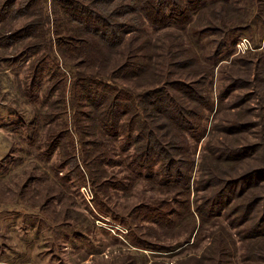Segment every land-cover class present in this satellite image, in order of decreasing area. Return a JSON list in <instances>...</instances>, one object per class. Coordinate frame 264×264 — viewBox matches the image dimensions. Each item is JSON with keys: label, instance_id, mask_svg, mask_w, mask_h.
<instances>
[{"label": "rangeland", "instance_id": "374dc122", "mask_svg": "<svg viewBox=\"0 0 264 264\" xmlns=\"http://www.w3.org/2000/svg\"><path fill=\"white\" fill-rule=\"evenodd\" d=\"M139 1L0 0V264H264V0Z\"/></svg>", "mask_w": 264, "mask_h": 264}, {"label": "trees", "instance_id": "16d2710c", "mask_svg": "<svg viewBox=\"0 0 264 264\" xmlns=\"http://www.w3.org/2000/svg\"><path fill=\"white\" fill-rule=\"evenodd\" d=\"M132 1V0H131ZM191 2H195V0H157L155 3H151V1L148 0H142V2L139 1L138 6H133L136 5V3H132V6L134 7V9L139 13H141V15H143L142 13L145 14L146 18H148V23L149 20L153 23V25H164L165 23L168 22H172V23H178L182 20V18H184L186 16V12L185 11V7H187V4ZM7 7V6H4ZM152 12V14L155 16V18H153L151 16L150 18V13ZM78 13V12H77ZM169 14H172V17L167 18L169 16ZM75 15V14H74ZM78 15V14H77ZM6 17V14L4 12H2V19ZM73 19H76L75 21H81V18L79 16H73ZM85 21V20H84ZM101 25H106L109 26L111 28L115 27L113 26L109 21L106 20H102L100 21ZM179 24V23H178ZM117 32H114V34H116ZM181 86H184V84H181ZM190 87V86H188ZM107 89L103 87L102 91L103 92H107ZM116 91V90H115ZM159 93V94H158ZM149 94H153L152 97H154V99L152 100L151 103H153V108L154 110H152V114L153 111L156 112L157 115H161L164 116L166 115V117H169L171 115H176L178 114L179 116L180 114V108L176 107L173 104V101L169 100V98L167 97V95L160 93V91L158 89L154 90L152 93H147ZM114 91L111 92V97L109 96L107 98V101H109V103H115V110H120L122 108V103L127 102L129 100V95L126 94L123 91H117V93L114 95ZM164 95V96H163ZM151 98V97H150ZM154 101V102H153ZM167 103V104H166ZM168 109H172L174 111L170 112ZM143 111L147 112V107H143ZM179 112V113H178ZM180 122V121H179ZM179 122H172L170 123L171 125H177V123ZM169 129V124H164V128ZM144 130L146 131V126H144ZM111 131V130H110ZM138 139L139 140H146L145 143V156L142 158H147L144 162L145 165H149L155 160L157 159V157H161L160 152L162 150H164V147L160 144H155L156 141L152 140V133L149 131L148 133H142V130H140L137 134ZM169 135V134H168ZM170 137V136H169ZM170 139V138H169ZM172 144V143H171ZM234 152L235 156L236 153H238L239 151L242 150H231ZM230 151V152H231ZM244 151V150H243ZM243 153V152H242ZM151 154H156V158L152 159L150 158ZM156 161L162 162V160L157 159ZM172 161V160H171ZM133 168H142V164H140L139 160L136 159L134 161L130 162ZM143 168H145V166H143ZM188 205V202L185 201L184 204V208H188L186 207Z\"/></svg>", "mask_w": 264, "mask_h": 264}, {"label": "built area", "instance_id": "2783aa9c", "mask_svg": "<svg viewBox=\"0 0 264 264\" xmlns=\"http://www.w3.org/2000/svg\"><path fill=\"white\" fill-rule=\"evenodd\" d=\"M247 42H248L247 39L242 38L241 40H239L237 42V47L240 49L245 48L247 46ZM82 192L85 195V197L87 198V200L90 201L91 199H89V198H91V192H88L86 187L82 188Z\"/></svg>", "mask_w": 264, "mask_h": 264}]
</instances>
